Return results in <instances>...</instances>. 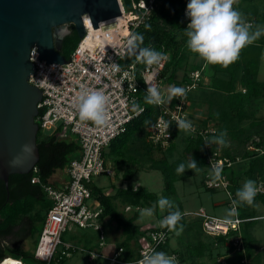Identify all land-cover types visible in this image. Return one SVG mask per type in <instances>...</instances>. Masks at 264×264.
I'll return each mask as SVG.
<instances>
[{
  "label": "trees",
  "instance_id": "16d2710c",
  "mask_svg": "<svg viewBox=\"0 0 264 264\" xmlns=\"http://www.w3.org/2000/svg\"><path fill=\"white\" fill-rule=\"evenodd\" d=\"M245 1L246 5H242L241 3L244 4ZM188 2L189 0H157V5L153 11L134 31V34L143 35L144 40L141 47H150L157 51L163 50L167 54L168 60L164 64L160 77L171 86L182 87L183 84L188 83L190 72L199 71L201 80L194 90L187 92L186 100L190 106H194L195 102L206 106L205 118L202 119L201 124L203 127L212 124L216 129L215 134L208 135V142L213 141L220 136L221 132L226 130V142L242 145L243 150L240 154L242 165L234 170V163L231 167L222 170L228 180L227 191L232 201H234L236 191L243 186L240 180L251 179L255 182L264 183V138L257 132L254 133V129L261 124V120L255 118L256 108L261 101H264V82L256 79L258 60L261 48L264 46V35L253 44L245 47L241 51L239 59L227 68L220 65L205 66V61L201 65L193 64L187 67L188 58L199 57L186 46L187 37L184 29L190 21L189 18L184 19L182 12L186 9ZM250 4L249 0H238L234 8L242 13L246 22L252 25L251 30L255 31L257 26L264 27V10L251 11ZM145 25H150V30L146 29ZM65 38L62 39L61 44ZM129 63H135L138 67L143 65L127 49L125 56L120 60V64L123 66ZM179 70L187 72L183 74L179 81H176L175 74ZM203 79H206V83H203ZM139 103L144 106L143 112L128 123L124 133L110 141L106 147V154L105 151L102 152L103 160L107 163L108 159H112L118 164L117 168L119 170L127 165L124 158H127L130 163H137L133 156L127 154L128 149L134 142L142 143L140 148L143 149V152L139 153L141 158L144 151L149 152L150 149L160 151V148L147 143L145 137L148 125L144 128L145 120L152 122L156 117V109L147 104L145 98L140 99ZM171 129L172 141L164 149L168 153L173 150V139L181 132L185 133L179 131L175 126H172ZM252 135L257 136L256 141L251 139ZM184 137L186 141L184 152H191L189 162L194 159L197 161L198 168L204 167V142L200 137L189 138L188 135ZM139 138L141 141L138 140ZM35 143L38 150V161L34 166L36 169L35 175L38 177L40 184L55 187L53 179L60 175L64 176L68 163L78 157L79 146L77 140L76 138H61L59 133L55 131L45 135L38 128ZM247 143H250V147L255 150L246 149L245 145ZM210 145L214 147V143H210ZM220 146L224 148L220 151L222 157H226L230 161L235 158L232 149H227V146L224 145ZM149 166L150 169L160 172L165 196L175 195L174 183L178 180L174 170L176 165H168L161 160L152 162ZM31 175L33 174L30 171L27 174L8 176L7 190L0 181V262L5 258H10L19 264L63 263L67 258L57 259V255H55L48 263H43L33 258V251L19 249V245L32 232L38 233L39 236L45 213L50 204L40 185L30 184ZM88 189L92 199L97 201L101 207V212L97 216L98 223L101 224L100 221L106 218L108 225L113 224L114 228L119 229L123 236L122 240L115 243L113 251L121 248V261L125 263L135 261L137 259L136 240L144 232L139 230L134 221L139 218V209L147 206L150 202H154V195L141 187L136 188L135 191L129 187L115 188L113 194L107 195L100 188L92 185H88ZM205 191L212 193L215 190ZM116 201L124 207H133L136 210L129 217H125L118 211L115 205ZM257 202L263 203V196L256 195L251 206L234 204L237 211L236 216L242 220L238 226L241 249L234 251V247L226 243L223 236L211 237L219 244H227L228 251L234 252V258L228 261L227 264H253L260 258V252L257 250L259 248L258 242L251 233L252 228L257 224L256 222L264 218L258 217L254 213L253 205ZM166 215H168L167 210L164 211L163 218ZM179 225H183L184 236H192L193 233V235L197 234L196 236H198L201 233V230L199 231V221L196 219L184 225L182 218L177 226L178 228ZM94 232L97 234L98 239V233ZM103 239L106 240L107 237ZM97 248L98 241L95 239L94 249L97 250ZM190 248L185 252L170 250L167 239L165 244L158 247L156 251L165 252L168 255L174 253L182 264L184 260L187 261V264H197L196 259L201 257L205 245L198 243L197 246ZM245 261L248 262L245 263Z\"/></svg>",
  "mask_w": 264,
  "mask_h": 264
},
{
  "label": "built area",
  "instance_id": "2783aa9c",
  "mask_svg": "<svg viewBox=\"0 0 264 264\" xmlns=\"http://www.w3.org/2000/svg\"><path fill=\"white\" fill-rule=\"evenodd\" d=\"M117 4L119 15L98 23L94 34H89L88 29L83 26L82 38L78 39L68 57L64 58L69 62L59 65L46 64L45 61L37 58L34 48L30 50L29 61L34 66V73L28 76L27 83L41 92L40 100L36 104L37 115L34 117V122L45 135L51 134L57 126L67 129L76 138L79 146L78 157L68 163L65 170L67 182L61 187L40 184L35 175V167L31 169L33 175L29 179L30 184H39L50 203L33 250V258L43 263H48L55 255L57 259L69 258L79 250L77 246L63 239L66 231L73 228L78 230L92 228L99 236L98 248L103 245L104 231L97 221L101 207L92 199L88 185L93 177L112 176V170L103 160L102 152L110 141L125 132L126 126L132 119L143 112L144 106L139 101L147 95V85L144 81L153 78L152 82L161 90L160 74L168 59L161 65L152 66L143 64L138 67L135 63L123 66L120 64L128 49L127 41L153 11L157 0H128L127 10L123 8L121 0H117ZM160 52L166 54L163 50ZM116 65L120 66L119 71L115 70ZM188 79V83L182 86L187 92L194 90L200 82L199 71L190 72ZM93 90L102 91L108 97L106 106L108 124L103 127H97L90 121L79 120L78 97L83 91ZM133 100L137 102L139 109H132ZM188 106L186 97H177L170 103L153 106L157 115L146 129V141L151 146L164 150L172 141L171 127H177V120L190 121L195 131L185 133L189 138L200 137L204 142L202 187L205 190L223 191L230 200V211L235 205L227 191V177L222 173L220 180H214L211 165H219L224 170L231 167L238 159L235 157L230 161L221 156L215 145L212 147L206 144L208 135L215 134L216 129L213 126L203 127L201 122L196 123L188 111ZM161 117L171 123L168 134L152 127ZM247 149L255 150L252 147ZM256 187L257 195L264 198V183L256 182ZM89 201L92 203H88ZM188 215L199 221L200 230L204 235L223 236L226 243L234 247V251L241 249L238 226L242 220L236 215L231 218V223H226L225 218L210 216L201 208ZM170 232L167 228L159 226L140 235L136 240L135 261L127 263L121 261V248L111 252L110 255H104L97 250L87 251L88 260L101 259L106 264H139L146 254L156 251L165 244ZM169 256H174L178 261L174 253ZM178 264L182 263L178 261Z\"/></svg>",
  "mask_w": 264,
  "mask_h": 264
},
{
  "label": "rangeland",
  "instance_id": "374dc122",
  "mask_svg": "<svg viewBox=\"0 0 264 264\" xmlns=\"http://www.w3.org/2000/svg\"><path fill=\"white\" fill-rule=\"evenodd\" d=\"M123 8L127 10L128 0H121ZM251 2L250 9L251 11L264 10V0H249ZM242 5H246V1L241 3ZM185 10V9H184ZM184 19H188L187 15L184 13ZM66 34L62 36L64 42L61 44L59 49V53L63 57H68L70 51L74 47L76 41L78 40L77 34L71 25L66 26ZM258 68L256 79L260 82H264V46L261 48L259 60H258ZM203 60L200 57L197 58H188L187 60V67L190 65H201L203 64ZM187 72L184 70H179L175 74V80L179 81L183 74ZM171 85L166 83L164 79H162L160 83L161 92L167 100L168 89ZM242 91V90H241ZM189 103V102H188ZM190 106V104H189ZM194 109V114L197 115H204L206 112V106L204 104H194V106H190ZM189 111V110H188ZM191 117V116H190ZM255 118L261 120V124L254 129V133L263 136L264 138V101H261L256 108ZM196 123L202 122V119H194ZM201 120V121H200ZM212 126V124H210ZM147 125L144 126V128ZM149 125L146 127V129ZM258 130V131H257ZM67 132H69L66 129ZM187 136L186 133H180L177 137L173 139L174 147L173 150L168 153L165 150L160 149L158 150H148L149 152L144 151L143 157L139 155L140 152H143L140 147L142 143L134 142L130 149H128L127 154L133 156L137 163H130L127 158H124L126 162V167L122 170L117 168V163L112 161V159H108L107 163L112 170V176H97L91 179L92 186L100 187L103 190L109 189L108 192L110 194L114 193L115 188H132L135 185V188H144L147 192L154 195L155 199L154 202H150L147 206L139 209V218L134 221L140 231L145 232L149 229L157 228L160 226V221L163 219L164 212H161L158 208L155 211V214L151 217H144L141 218L140 213L142 210L146 208H150L155 205L158 199L165 196L163 190V182L160 172L157 170L150 169L152 162L155 161H165L166 164H175L176 167L175 175L178 180L174 183L175 195L168 196L171 201L179 208L182 213L183 223L188 224L191 221H195L193 216L188 215V213H192L197 211L199 208L203 209L208 215L215 216L219 218H226L227 213L229 212V204L230 200L228 196L221 190H217L214 192H207L204 190L201 184V176H202V168H198L195 170L186 169L183 175H179L176 172V168L181 164L184 163L185 165L188 164L189 160L191 159V152H184V147L186 145L185 137ZM256 135H252L251 139L256 141ZM141 141V139H138ZM144 140V139H143ZM216 148L221 151L222 148L219 144L214 143ZM226 148L232 149L233 154L237 157L238 161L234 164V170L242 165V159L240 158V154L242 152V145L229 143L226 142ZM246 149L250 147V143L245 145ZM105 154L107 152V148L104 150ZM128 155V156H129ZM151 160V162H149ZM246 180H240L241 184H244ZM113 184L112 186L110 184ZM90 203V201L88 202ZM115 205L118 211L125 217H129L132 215L134 210L133 207H125L119 204L117 201ZM254 213L258 217H264V202L260 203L257 202L254 205ZM232 218V217H231ZM197 223V222H196ZM257 224L252 228L251 233L254 239L258 242V252H260V258L256 263L253 264H264V218L259 219ZM197 230V229H196ZM109 238L104 241L105 244L113 245V241L116 243L119 240H122L123 236L120 233L119 229H114V225L111 224L110 229L108 230ZM200 231V228H199ZM201 232V231H200ZM194 234V233H193ZM188 235L184 236V232L180 235H176L174 231H171L170 235L168 236V247L170 250L176 252H185L190 247L197 246L198 243L204 244L205 248L202 249L201 257L196 259L197 264H227L228 261L234 258V252H229L227 249V244H219L215 241V239L204 235L202 232L196 236L195 235ZM38 239V233L32 232L30 235L27 236L24 242L19 245V249L23 251H33L36 242ZM63 239L67 242H70L72 245L77 246L79 248L78 251L73 253L69 258L65 260L63 263H56V264H106L103 260L99 259L98 261H90L88 260L87 251L88 250H96L94 249V242L97 239V234L94 233L92 228L85 229V230H78L73 228L72 230H67L66 233L63 235ZM188 244V247H187ZM190 245V246H189ZM136 248V247H135ZM100 250L102 253H106L110 251L108 246L97 248V251ZM106 255V254H105ZM248 261H245L247 263ZM0 264H19L18 262L10 259L5 258L3 259ZM183 264H187V261L184 260ZM252 264V263H251Z\"/></svg>",
  "mask_w": 264,
  "mask_h": 264
},
{
  "label": "water",
  "instance_id": "95a60500",
  "mask_svg": "<svg viewBox=\"0 0 264 264\" xmlns=\"http://www.w3.org/2000/svg\"><path fill=\"white\" fill-rule=\"evenodd\" d=\"M120 13L117 0H0V181L27 174L38 161L34 117L41 92L27 83L34 66L30 50L46 64H63L59 53L66 26L78 39L82 17L92 28Z\"/></svg>",
  "mask_w": 264,
  "mask_h": 264
},
{
  "label": "clouds",
  "instance_id": "9594fccd",
  "mask_svg": "<svg viewBox=\"0 0 264 264\" xmlns=\"http://www.w3.org/2000/svg\"><path fill=\"white\" fill-rule=\"evenodd\" d=\"M238 0H189L186 7V15L189 23L184 29L187 37L186 46L194 54L198 55L207 65H220L227 68L235 63L241 51L257 41L264 35V27L257 26L252 31V25L246 22L240 11L234 8ZM150 30V25H145ZM144 37L142 34H133L127 41L129 53L135 55L136 60L147 66L161 65L168 59L167 55L150 47H141ZM115 70L119 71L120 66L116 65ZM153 78L145 80L147 85V95L145 102L153 106H161L164 103H170L174 98L186 97L187 90L183 87L170 86L168 89L167 100L159 89L158 85L152 82ZM108 97L102 91H83L78 97V115L81 122H92L97 127H103L108 124L107 113ZM133 110L139 109V105L135 100L131 105ZM142 111V109H140ZM145 125L151 124L150 120L144 121ZM171 123L165 121L162 117L154 128H158L168 134ZM179 131L191 132L195 131L192 123L186 119H179L176 122ZM227 131L221 132L220 136L213 141L207 142L217 143L226 146ZM213 179L218 181L222 178V168L219 165H211ZM186 169H197V161L192 159L187 165L181 163L176 172L183 175ZM135 191V185L133 186ZM257 195L256 182L254 180H246L236 193V199L233 204H247L251 206ZM161 212L168 211L160 221V227L174 231L176 235H180L183 231V225L177 227L182 219V213L179 208L167 197L161 196L157 203L150 208L141 211V218L151 217L155 214L156 209ZM173 209H175L173 211ZM237 215L235 208L231 209L225 218L226 223H231V217ZM139 264H178L174 256H169L165 252L153 250L150 254H146Z\"/></svg>",
  "mask_w": 264,
  "mask_h": 264
},
{
  "label": "crops",
  "instance_id": "0c3cea01",
  "mask_svg": "<svg viewBox=\"0 0 264 264\" xmlns=\"http://www.w3.org/2000/svg\"><path fill=\"white\" fill-rule=\"evenodd\" d=\"M203 83H206V79H203ZM188 110H189V113H190V115L192 116V118L193 119H195L196 117H197V119H204L205 118V112H204V115H197V114H194V109H192L190 106H188ZM201 121V120H200ZM55 132H58L59 133V135H60V137L61 138H65V139H75V137L73 136V135H71L69 132H67L66 131V129H64L63 127H61V126H57L56 128H55V130H54ZM107 165H108V163H107ZM53 183H54V186L55 187H61V186H63L65 183H66V181H67V175H66V172H65V175L64 176H62V175H60L59 177H57V178H55V179H53ZM90 184H91V182H90ZM89 184V185H90ZM111 186L113 185L112 183L110 184ZM96 187V186H95ZM97 188H100V187H97ZM101 189V188H100ZM108 190L109 189H106V190H103V189H101V191L104 193V194H110L109 192H108ZM92 203V201H90V204ZM125 207H127V206H125ZM124 207V208H125ZM263 218V217H262ZM101 226L103 227V231H104V238H106V237H108L109 238V236H108V233H109V229H110V227L111 226H109L108 225V222H107V219L106 218H103L101 221ZM111 225V224H110ZM115 229V228H114ZM95 233V232H94ZM107 238V239H108ZM104 240V239H103ZM105 241V240H104ZM104 241H103V245L101 246V247H105V246H108V248H110V251L109 252H106V253H102V252H100V250H98L100 253H102V254H106V255H110L111 254V252H113V250H114V248H115V242L113 241L112 243H113V245H110V244H105L104 243ZM70 243V242H69ZM95 243V242H94Z\"/></svg>",
  "mask_w": 264,
  "mask_h": 264
},
{
  "label": "bare ground",
  "instance_id": "6f19581e",
  "mask_svg": "<svg viewBox=\"0 0 264 264\" xmlns=\"http://www.w3.org/2000/svg\"><path fill=\"white\" fill-rule=\"evenodd\" d=\"M185 14H186V9H185ZM82 20H83V26L88 29L89 34H94L96 28H92L90 20L86 16H84ZM198 228H199V225H198Z\"/></svg>",
  "mask_w": 264,
  "mask_h": 264
}]
</instances>
